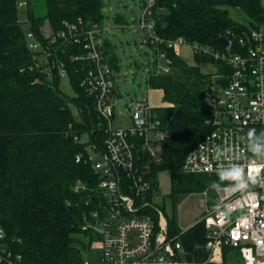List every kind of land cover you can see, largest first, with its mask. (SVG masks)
I'll list each match as a JSON object with an SVG mask.
<instances>
[{
	"label": "built area",
	"instance_id": "obj_1",
	"mask_svg": "<svg viewBox=\"0 0 264 264\" xmlns=\"http://www.w3.org/2000/svg\"><path fill=\"white\" fill-rule=\"evenodd\" d=\"M157 1L142 0L139 17L127 27L141 32L143 43L155 53L156 68L148 77L151 73L170 72L165 49L175 56L187 50L192 57L211 58L221 64L220 68L208 64L211 85L203 91L210 110L206 122L210 132L187 153L180 171L218 178L223 166L238 163L246 175L259 177L250 189L252 195L219 191L216 206L202 218L207 233L205 251L212 261H223V246L228 242L239 252V264H264V158H254L246 140L250 128L264 132V23L243 36L227 31L223 37L229 44L222 50L191 45L183 37L169 40L156 34L153 12ZM258 2L264 11V0ZM24 6L22 0L17 8ZM28 25L25 38L32 55L29 68L39 70L62 94L60 80L70 82L72 71L94 111V127L86 130L82 138L76 135L73 139L85 143L84 157L77 155L76 162L88 165L98 177L95 195L86 203L94 208L85 216L81 231L97 238L100 256L93 263L83 258L82 264H184L180 259L182 245L177 236H169L165 214L154 202L159 187L149 178L152 166L162 162L167 136L154 112L162 106L152 105L147 97L136 99L126 104L130 123L114 126L118 71L106 58L103 23L76 17L62 20L56 31L48 24L45 32L44 25L37 36ZM77 96L75 92L73 97ZM67 106L77 121L83 120L81 107L75 103ZM94 130L100 136L93 134ZM216 145L225 149L220 160L214 155ZM73 187L75 192L87 190L78 181ZM152 209L158 214L157 225L146 212ZM221 209L227 215H221ZM20 260V255L13 256L0 247V264H21Z\"/></svg>",
	"mask_w": 264,
	"mask_h": 264
},
{
	"label": "trees",
	"instance_id": "obj_2",
	"mask_svg": "<svg viewBox=\"0 0 264 264\" xmlns=\"http://www.w3.org/2000/svg\"><path fill=\"white\" fill-rule=\"evenodd\" d=\"M19 1L0 0V247L13 256L20 255L21 264H82L83 253L90 250L94 236L81 231V226L94 208L86 203L95 195L98 177L88 165L76 162V156L84 154L85 143L73 139L76 135L82 138L94 127V111L72 71L70 82L77 97L62 94L56 85L53 89V82H47L39 70L29 68L32 55L18 17ZM23 1L36 36L46 22L54 31L62 20L76 17L104 22L102 0ZM156 5L154 29L160 37H183L191 45L219 50L222 48L215 40L227 31L243 36L264 23L258 0H158ZM41 8L44 12L39 14ZM231 10L238 11L243 21H235ZM114 21L125 24L119 14ZM165 50L170 72L148 77L150 87L161 90L166 103L154 110L167 132L162 162L152 166L149 176L156 187L158 173L167 168L174 177L187 153L210 132L206 123L210 110L203 91L211 85V78L200 65L221 66L200 56H194V64L189 65L181 56ZM105 51L110 66L118 71V57L108 39ZM67 103L81 107L82 121H77ZM93 134L100 136L97 130ZM77 181L87 190L75 192ZM146 212L157 225L156 211ZM165 217L169 236L178 235L173 217ZM237 256L236 249L223 246L222 264L240 263Z\"/></svg>",
	"mask_w": 264,
	"mask_h": 264
},
{
	"label": "rangeland",
	"instance_id": "obj_3",
	"mask_svg": "<svg viewBox=\"0 0 264 264\" xmlns=\"http://www.w3.org/2000/svg\"><path fill=\"white\" fill-rule=\"evenodd\" d=\"M141 4L142 0H102L103 25L106 28L104 35L114 46L118 57L117 94L119 98L115 106L114 126L119 128L130 123L128 112L125 110L126 104L144 97H147L154 106H161L164 103L162 94L148 88V74L156 68L155 53L148 45L146 46L143 43L144 35L141 32H138L135 27L127 28L134 25L135 19L139 17ZM43 12L44 8H41L38 13L42 14ZM117 14L125 20L124 25L115 23L114 18ZM230 16L235 21H243L238 11L231 10ZM18 17L26 33L29 25L26 23L27 8L25 6L19 8ZM48 27L49 25L46 22L45 32L49 30ZM181 57L187 64H194L189 52L182 53ZM200 69L203 73H208L211 68L209 65H200ZM59 88L67 96L73 97L75 95L71 83L67 80H60ZM257 133L259 134L260 131L257 130ZM174 178L175 176L172 177L170 169L167 168L159 172L156 178L159 185V194L154 197V202L159 204L169 217L172 216L173 203L170 194ZM91 246L92 248L83 256L87 260H90L94 252L99 251L97 238L93 240ZM237 257L241 262V257Z\"/></svg>",
	"mask_w": 264,
	"mask_h": 264
},
{
	"label": "crops",
	"instance_id": "obj_4",
	"mask_svg": "<svg viewBox=\"0 0 264 264\" xmlns=\"http://www.w3.org/2000/svg\"><path fill=\"white\" fill-rule=\"evenodd\" d=\"M186 52L188 51H183V53ZM193 58L191 55L192 61ZM165 104L164 102L161 106ZM213 180V175L191 174L182 170L173 180L170 194L173 203L172 217L180 230L176 236L182 245L180 259L184 261V264H222V261H212L208 257L205 251L207 233L202 225L203 216L212 211L219 200V191L210 188ZM84 254L86 252L83 256ZM91 256L90 260H86L91 263L97 262L100 251L94 252Z\"/></svg>",
	"mask_w": 264,
	"mask_h": 264
},
{
	"label": "clouds",
	"instance_id": "obj_5",
	"mask_svg": "<svg viewBox=\"0 0 264 264\" xmlns=\"http://www.w3.org/2000/svg\"><path fill=\"white\" fill-rule=\"evenodd\" d=\"M246 140L254 158H264V132L257 133L256 129L250 128L246 133ZM217 160L225 155V149L220 145L215 146L214 151ZM258 176H248L245 174L242 166L238 163L223 166L218 173V179L212 181L210 188L216 191L240 192L245 195H252L250 189L257 184ZM220 209V205H217ZM221 215L227 213L221 209Z\"/></svg>",
	"mask_w": 264,
	"mask_h": 264
},
{
	"label": "water",
	"instance_id": "obj_6",
	"mask_svg": "<svg viewBox=\"0 0 264 264\" xmlns=\"http://www.w3.org/2000/svg\"><path fill=\"white\" fill-rule=\"evenodd\" d=\"M215 43L217 45H219L221 48H226L228 46V44H229V41L222 36V37L216 39L215 40ZM207 93H210V89H208ZM225 245H228V242H225ZM228 264H239V263H236V262H228Z\"/></svg>",
	"mask_w": 264,
	"mask_h": 264
}]
</instances>
